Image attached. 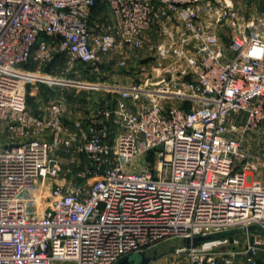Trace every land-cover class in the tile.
<instances>
[{
  "label": "built area",
  "instance_id": "built-area-1",
  "mask_svg": "<svg viewBox=\"0 0 264 264\" xmlns=\"http://www.w3.org/2000/svg\"><path fill=\"white\" fill-rule=\"evenodd\" d=\"M99 8L106 17L93 19ZM241 9L0 0V264H116L171 238L229 230L175 252L187 264H257L264 182L251 175L260 159L250 134L264 125V10ZM223 23L233 28L226 44ZM128 50L165 63L139 84L103 85L118 95L87 118L67 121L60 99L29 109L26 66L60 59L98 73L124 65ZM159 74L168 79L154 82Z\"/></svg>",
  "mask_w": 264,
  "mask_h": 264
},
{
  "label": "rangeland",
  "instance_id": "rangeland-1",
  "mask_svg": "<svg viewBox=\"0 0 264 264\" xmlns=\"http://www.w3.org/2000/svg\"><path fill=\"white\" fill-rule=\"evenodd\" d=\"M233 2L243 10L251 9L257 13L264 10V0H233ZM103 10L100 8L95 11L101 15L104 14ZM103 16L106 17L105 15ZM92 18L95 19L96 16L94 15ZM232 33L233 28L228 23H223L219 26V36L223 43L229 42ZM125 54L128 56L124 65L115 63L116 59H113L110 67L100 68L98 73H95L91 68L87 69L80 65L69 67L64 60L60 59L44 63L37 71H35V66H26L31 71H34L31 77L27 78L28 82L26 83L29 109L37 112L39 108L48 102L60 99L69 104V113L75 114L79 110L82 113L81 115L89 116L93 107L95 108L99 104H107L110 101L113 102L118 95L116 91L109 90L111 88L103 85L117 83V79H121L119 82L125 86L139 84L150 78V70H153L154 74L159 72L156 68L158 63H165L156 61V63H151V66L149 58L145 57L146 53L144 50H128ZM118 56L119 54H112L113 58ZM166 79H168L167 75L159 74L154 77V82L161 81L163 83ZM241 121L242 119H239V122ZM250 138L253 148L252 154L255 158L260 159L251 175L258 176L264 182V125H261L258 130L251 132ZM78 159L80 164L84 160L83 156H79ZM66 160L67 158L63 159L64 163L62 165L64 167L69 165L65 162ZM71 174L74 176V173ZM71 174L63 171L59 177L66 180L72 178L73 181H80L72 177ZM45 195V191L41 190L43 202H45ZM256 233H259L262 237L264 236L263 232L258 231ZM238 235L242 236L241 233ZM179 244H182V240L178 238H171L161 242L147 252V254L154 256L148 264H187L186 254L175 252V248ZM129 255L131 259L138 258V252Z\"/></svg>",
  "mask_w": 264,
  "mask_h": 264
},
{
  "label": "water",
  "instance_id": "water-1",
  "mask_svg": "<svg viewBox=\"0 0 264 264\" xmlns=\"http://www.w3.org/2000/svg\"><path fill=\"white\" fill-rule=\"evenodd\" d=\"M235 232H237V230H229L225 232H218V233H212V234H206V235H197L192 238L182 239V243L186 246L198 245L204 241L217 238V237H221L224 235H230ZM153 257H154L153 255H149L146 252H138L137 259H131L130 255H126L123 258H121L116 264H148Z\"/></svg>",
  "mask_w": 264,
  "mask_h": 264
},
{
  "label": "crops",
  "instance_id": "crops-1",
  "mask_svg": "<svg viewBox=\"0 0 264 264\" xmlns=\"http://www.w3.org/2000/svg\"><path fill=\"white\" fill-rule=\"evenodd\" d=\"M100 9V8H99ZM97 11V10H96ZM96 11H94L93 12V14H92V16H96V18L98 17V16H101L100 15V13L99 14H97V12ZM104 15V14H103ZM116 80V79H115ZM118 80V82L117 83H115V84H118V85H123V84H121L120 82H119V80H121V79H117ZM112 102L110 101V102H108L107 104H111ZM68 107H69V104H68ZM93 109H94V107L92 108V111H93ZM77 111V110H76ZM75 111V112H76ZM82 113H80L79 112V110L75 113V114H72V113H69L68 112V114H67V121H70V120H73V119H75V118H77V117H82L83 115H81ZM83 117H86L87 118V116H83ZM243 117V115L241 114L240 115V119ZM157 246V245H156ZM257 264H264V253L263 252H260L259 254H258V259H257Z\"/></svg>",
  "mask_w": 264,
  "mask_h": 264
},
{
  "label": "bare ground",
  "instance_id": "bare-ground-1",
  "mask_svg": "<svg viewBox=\"0 0 264 264\" xmlns=\"http://www.w3.org/2000/svg\"><path fill=\"white\" fill-rule=\"evenodd\" d=\"M40 199H38V200H35V202H34V204H35V206H36V208H37V206H38V204H39V201Z\"/></svg>",
  "mask_w": 264,
  "mask_h": 264
}]
</instances>
